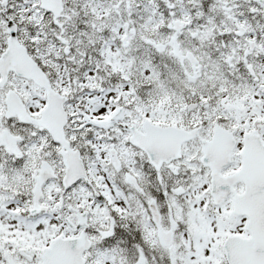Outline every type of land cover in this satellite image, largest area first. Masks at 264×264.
<instances>
[{"label": "snow or ice", "instance_id": "snow-or-ice-1", "mask_svg": "<svg viewBox=\"0 0 264 264\" xmlns=\"http://www.w3.org/2000/svg\"><path fill=\"white\" fill-rule=\"evenodd\" d=\"M0 264H264V0H0Z\"/></svg>", "mask_w": 264, "mask_h": 264}]
</instances>
